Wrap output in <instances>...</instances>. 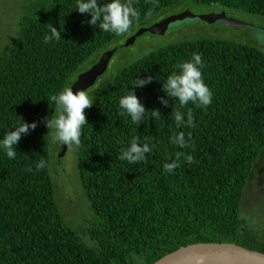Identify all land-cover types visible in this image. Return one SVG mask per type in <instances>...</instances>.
<instances>
[{"label":"trees","instance_id":"16d2710c","mask_svg":"<svg viewBox=\"0 0 264 264\" xmlns=\"http://www.w3.org/2000/svg\"><path fill=\"white\" fill-rule=\"evenodd\" d=\"M182 1L133 0L138 18L122 35L87 24L91 17L76 10V0H26L22 14L15 13L10 42L0 49V139L20 118L37 127L21 136L15 159L0 149V264H154L197 242H233L264 252V227L242 208L264 154V51L240 41H177L86 89L95 103L84 110L88 124L82 130L78 170L94 212L83 217L82 225L91 241L66 223L56 196L51 171L59 162L51 160L53 128L44 123L57 116L52 95L72 86L90 57L100 54L99 61L107 50L115 55L142 21L158 20ZM192 1L219 5L226 16L247 24L240 19L244 12L264 17V0ZM14 4L19 6L17 0ZM185 11L193 13L184 10L161 20ZM49 22L62 31L61 40L45 42ZM193 52L203 54L204 80L214 93L206 109L192 102L181 105L162 87ZM138 76L153 79L134 88L148 110L137 127L121 115L119 99ZM176 111L185 121L191 113L192 124L178 128ZM180 131L190 146L170 142ZM135 136L154 147L133 165L118 157ZM177 152L194 156L195 162L181 157L180 167L168 173L164 164Z\"/></svg>","mask_w":264,"mask_h":264},{"label":"clouds","instance_id":"9594fccd","mask_svg":"<svg viewBox=\"0 0 264 264\" xmlns=\"http://www.w3.org/2000/svg\"><path fill=\"white\" fill-rule=\"evenodd\" d=\"M76 10L83 15L91 17L90 20L86 21L87 24L116 35L127 33L134 20L138 18V12L133 6V0H76ZM46 25L48 32L44 37L46 43L62 39V31L60 29L51 22ZM202 57V53L193 52L190 59L178 63L176 70L168 75L162 87L170 99H178L181 105H187L192 102L198 107L205 109L212 104L214 93L208 84L205 83L203 70L206 65ZM152 79V76H148L147 79H142L138 76L130 86L131 90L129 87L127 92L119 99L121 115L130 117L131 122L137 127L144 121L148 110L140 102L134 88L136 86L142 87L150 83ZM73 89L72 86H69L52 95L51 100L56 105L57 116L50 122L46 118L44 123L47 128H54L52 134L54 142L78 148L81 144L83 127L88 124L84 110L92 107L95 100L87 91L81 89L74 91ZM161 99L163 101V98ZM163 102L165 105L168 103L167 101ZM152 111L155 115L160 114L159 110ZM175 120L178 128L185 125V123L190 125L193 122L191 113L188 114V120L185 121L184 114L180 111H176ZM36 127V122L29 124L20 118L17 126L6 132L3 139H0V149L5 152L7 158H16V148L21 136L28 133L30 128L35 130ZM170 142L180 148L190 146V139L185 138L183 131L176 132L171 136ZM153 147L154 145H150L149 142L142 141L139 136H135L130 140L127 150L122 151L118 158L133 165L142 163L146 159V154L152 152ZM181 157L188 164L195 162L194 156L177 152L175 159L169 158L171 162L164 164V170L168 173H174V170L180 167ZM39 167H44L43 161L40 162Z\"/></svg>","mask_w":264,"mask_h":264},{"label":"rangeland","instance_id":"374dc122","mask_svg":"<svg viewBox=\"0 0 264 264\" xmlns=\"http://www.w3.org/2000/svg\"><path fill=\"white\" fill-rule=\"evenodd\" d=\"M17 2L19 6L14 4V0H0V49L5 48L10 42L9 38L12 35L13 21L15 24L16 19L15 13L17 15L22 14V4L24 5L26 0H17ZM184 10L192 11L197 17L207 14L211 16L213 14L210 13L220 11V6L185 0L181 4L167 9L158 20L146 19L142 21V24H139L134 30L148 28L151 25H155L162 18L180 13ZM197 17L172 23L162 35L153 34L150 31L145 32L136 39L134 45L120 48L111 58L107 71L96 83H100L110 72L118 71L138 58L148 54L150 51L181 40L201 37L230 39L256 46L264 51V17L246 12H244L243 16H240L242 21L256 26L255 28L226 27L222 23H217L218 21L208 23ZM130 36L131 34L127 37L129 38ZM99 55H93L82 64L76 73L77 76L90 69L98 61ZM64 147L62 145L61 149L60 145L53 143L51 139V160L53 163H55L54 160L59 162V164H55L51 171L54 185L57 187L56 196L63 208L61 210L62 214L65 212L66 217L64 214L63 216L66 223L77 231L82 238L91 241L90 237L86 238L83 234L82 227L84 225L83 217H89L90 214L94 215V212L90 200L82 187L79 176V147ZM63 150L65 153L64 156H61ZM242 208L244 215L257 227H264V154L258 162V169L255 170L252 179L246 187L242 200Z\"/></svg>","mask_w":264,"mask_h":264},{"label":"water","instance_id":"95a60500","mask_svg":"<svg viewBox=\"0 0 264 264\" xmlns=\"http://www.w3.org/2000/svg\"><path fill=\"white\" fill-rule=\"evenodd\" d=\"M211 14L213 15H201L200 18L202 17L211 23L214 21L219 22L220 20V22L228 26L255 28L252 24L243 23L226 16L222 11ZM194 16H196L194 13L185 11L179 15L160 20L151 27L141 28L127 39L124 46L134 44L137 37L147 31L155 34H163L172 22ZM114 51L115 50L105 51L98 62L89 70L81 73L72 85L74 88L73 90H86L93 86L97 79L106 72ZM66 147L65 145L64 148ZM64 153L63 150L61 156H63ZM154 264H264V252L249 249L233 242H197L181 246L161 257Z\"/></svg>","mask_w":264,"mask_h":264},{"label":"flooded vegetation","instance_id":"af4514ba","mask_svg":"<svg viewBox=\"0 0 264 264\" xmlns=\"http://www.w3.org/2000/svg\"><path fill=\"white\" fill-rule=\"evenodd\" d=\"M217 22V21H216Z\"/></svg>","mask_w":264,"mask_h":264}]
</instances>
